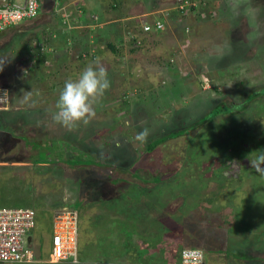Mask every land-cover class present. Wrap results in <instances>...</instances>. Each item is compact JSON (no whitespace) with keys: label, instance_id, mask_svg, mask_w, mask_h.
<instances>
[{"label":"rangeland","instance_id":"rangeland-1","mask_svg":"<svg viewBox=\"0 0 264 264\" xmlns=\"http://www.w3.org/2000/svg\"><path fill=\"white\" fill-rule=\"evenodd\" d=\"M188 1L197 7L180 13L182 0H59L64 11L0 35L9 59L0 104L13 111L0 109V159L31 156L8 138L25 134L42 162L40 174L0 167V206L37 213L30 264L47 261L53 212L64 209L80 215V264H178L183 245L171 238L187 226L195 245L208 242L205 264H264V176L250 165L264 150V0H225L226 11L217 0ZM157 19L164 28L145 34ZM97 57L111 87L95 118L72 130L56 124L65 81ZM245 102L211 118L217 105Z\"/></svg>","mask_w":264,"mask_h":264},{"label":"built area","instance_id":"built-area-1","mask_svg":"<svg viewBox=\"0 0 264 264\" xmlns=\"http://www.w3.org/2000/svg\"><path fill=\"white\" fill-rule=\"evenodd\" d=\"M44 1V0H42ZM54 1L56 13L64 11ZM41 12V0H0V34L32 20ZM65 16V15H63ZM162 30L164 24L156 21L154 27ZM152 26L144 27L150 32ZM37 226V213L33 208L0 207V263L30 264L36 261L30 247V234ZM80 216L75 209L56 211L53 215V237L51 252L46 263L79 264ZM32 245V243H31ZM180 264H205V253L201 249L185 248L181 252Z\"/></svg>","mask_w":264,"mask_h":264},{"label":"clouds","instance_id":"clouds-1","mask_svg":"<svg viewBox=\"0 0 264 264\" xmlns=\"http://www.w3.org/2000/svg\"><path fill=\"white\" fill-rule=\"evenodd\" d=\"M156 21H161V20L157 19L152 22L151 25L152 30L150 31L151 33L161 31L153 28L154 23ZM10 29H12V27L9 28L8 30ZM144 33L147 34V32L145 31ZM136 41L138 42V46L139 45L142 46V44H144L141 43L143 41L140 40V37L136 36ZM134 48H136V46ZM7 62H9V59L0 58V71H3V68ZM135 71L137 72L140 71L139 66H137V69ZM110 87H111V81L109 79L108 70L102 63L101 58L97 57L95 58L94 61L89 63L80 72L77 79L75 80L68 79L65 81L64 86L62 90L59 92L58 99L55 103L56 111L51 116L52 121L69 130L78 127L81 123H83L84 125H88L90 121L94 119L96 116V106L104 97L106 91L110 89ZM6 94L7 93H4L3 95ZM32 95L33 94L31 91L25 92L22 95V99L27 101L32 97ZM34 103L35 102H33V104ZM125 124L127 126V122H125ZM150 135H151L150 130L147 127H145L143 128L142 131L138 132L135 135L134 139L140 143H147L148 137ZM257 152L258 155L256 156L255 159L250 161V165L251 168H254L259 175L264 176V150H259ZM230 163L238 164L239 162L231 161ZM14 208H21V207H14ZM36 228L33 231H35ZM33 231L30 234V238L33 237L32 235ZM52 237H53V232H52ZM46 258L48 259V256H46ZM42 262L45 261H41V263ZM180 262H181V256H180Z\"/></svg>","mask_w":264,"mask_h":264},{"label":"crops","instance_id":"crops-1","mask_svg":"<svg viewBox=\"0 0 264 264\" xmlns=\"http://www.w3.org/2000/svg\"><path fill=\"white\" fill-rule=\"evenodd\" d=\"M217 4H219V5H221L222 6V8H221V11H226V9H227V5L228 4H225V3H227L225 0H217V2H216ZM244 5H246V3L244 4ZM248 6V5H247ZM217 10V9H216ZM129 38H131L132 40L133 39H136V36H134V35H129ZM121 41H123L124 42V40L122 39V40H120L119 42H121ZM109 43H112V42H109ZM94 52H96L97 53V49H95V51ZM95 55V54H94ZM95 56H97V55H95ZM80 57V59L82 58V56H79ZM9 99V98H8ZM11 105V104H10ZM10 105L9 106H6L7 108H5V107H3L4 106V104L2 103V104H0V109H5L6 110V112H3L4 114H7V116H10V114H11V112H13L12 110H10L9 109V107H10ZM4 110V111H5ZM20 113V112H19ZM12 114H14V115H16L15 113H12ZM12 118H16V116H14V117H12ZM6 121H11L12 122V119H10L9 117H7L6 119H5ZM17 121V120H16ZM24 121H25V123H26V119H24V120H22V119H19V122H23L24 123ZM11 122H9L8 123V126H3V127H7V128H9L10 126L9 125H11ZM14 122V121H13ZM12 124H14V123H12ZM13 126H18V127H16V128H19V125H16V124H14ZM0 127H2V125L0 126ZM11 128V127H10ZM6 132H4V133H2V137H1V139H0V141H2V143H3V139L5 138V137H3V134H5ZM30 136H32V138H31V140H34V138H35V140L36 141H38V139L36 138V137H34V136H36L35 135V133H32L31 131H29V138H30ZM9 139L11 138V139H13V140H15V141H24L25 143H26V145L31 149V150H33V151H31L30 152V154H31V156L30 155H26V156H23L22 158L20 157L19 159H16L15 158V160L14 159H11V158H9V159H0V167H3L2 165H8V166H4V168H6V167H8V168H10V169H23V170H26V169H30V170H33L32 172H34V170H35V173H39L40 171H39V168H42L41 166H39V164L40 163H42V162H36V163H34L32 160L34 159L33 158V156L34 155H36V153L38 152V150L33 146V145H31V142L28 140V137L24 134V135H21L20 137L19 136H10V137H8ZM2 143H0V145H2ZM18 147V146H17ZM1 149H2V146H1ZM36 149V150H35ZM37 161V160H36ZM11 163V164H10ZM19 163H21V165H18ZM2 164V165H1ZM12 164H17V165H12ZM45 166V165H44ZM41 170V169H40ZM34 173V174H35ZM40 174V173H39ZM33 175V174H32ZM31 177V176H30ZM14 178V177H13ZM24 178H26V176H24ZM29 178V177H28ZM28 178H27V180H28ZM13 180V179H12ZM12 182H15L14 180L12 181ZM18 183L21 185V183H22V181L20 180V181H18ZM0 207H2V206H0ZM53 211H54V209H53ZM53 214H54V212H53ZM180 222L181 221H183V219H180L179 220ZM181 224H183V222L182 223H179V224H177V228L176 229H178L179 227L178 226H180ZM185 230L183 231V230H181V229H178L177 231L173 228V230H175V232H178L179 231V233H184V237H183V239H173V238H171V244H172V246H175V247H177V246H179V245H181V243H182V247H183V249H185V248H196V249H201V250H203V251H205L204 250V248H209V246H208V242H205L204 241V238L203 239H199L200 241L195 245V242L196 241H194L193 239H191V238H188V226L187 227H185L184 228ZM196 232V231H195ZM197 240V239H196ZM216 244V243H215ZM210 247H212V248H219L218 246H214V245H211ZM178 264H180V256H179V258H178Z\"/></svg>","mask_w":264,"mask_h":264},{"label":"trees","instance_id":"trees-1","mask_svg":"<svg viewBox=\"0 0 264 264\" xmlns=\"http://www.w3.org/2000/svg\"><path fill=\"white\" fill-rule=\"evenodd\" d=\"M120 1H122V0H120ZM184 2V5H185V7L183 8V9H179V11L178 12H180V13H186L187 11L189 12V11H192L194 8H196L197 7V5H195V4H189V1L188 0H184L183 1ZM44 10H49V11H52V12H54L55 13V10H54V1L53 0H44V1H42L41 0V12H40V14H39V16L37 17V18H35V19H32V20H28V22H34V21H36L40 16H41V14H43V12L45 13V11ZM27 22V23H28ZM152 24H150V26H151ZM21 25H19V26H17V28L18 27H20ZM147 34H151V32H147ZM140 40L141 41H143V42H141V43H144V41H145V39L143 40V38H140ZM133 43L134 44H138V42L136 41V39H133ZM109 45V48H111V50L114 52V53H116V54H118L119 53V51H118V49H117V47H116V45H114L113 43H109L108 44ZM137 48V47H136ZM256 96V95H255ZM254 96V97H255ZM253 97V98H254ZM246 104H247V102H245L244 104H240L239 106L238 105H230V104H220V105H217L218 107L216 108V110H213V115H212V119L214 118V117H218V116H221V115H228V114H232V113H235V112H241V111H237L236 109L237 108H245L246 107ZM237 106V107H236ZM232 108L234 109L235 108V110H232ZM203 121H205V120H203ZM201 123H203L202 121H199V122H197L195 125H193V126H197V125H199V124H201ZM190 129H192V127H189ZM163 141V138H161V141H159L158 143H155V144H157V145H155V146H158V145H160V143ZM165 141V140H164ZM108 168V167H107ZM120 170H122L121 168H119ZM105 170V169H104ZM107 170V169H106ZM109 179V178H108ZM116 181H118V182H122L123 180H116ZM105 182V181H104ZM80 232H81V227H80ZM51 242H52V240H51ZM78 243H79V245L81 244L80 243V236H79V240H78ZM89 244V241L88 240H86V245H88ZM51 245H52V243H51ZM80 247H81V245H80ZM82 248L83 247H81V249H80V253L81 254H83V251H82ZM85 254V253H84ZM81 256V255H80ZM181 256V255H180ZM245 258V256H243L242 257V259H244ZM42 264H46V262H42ZM47 264H50V263H47ZM57 264H71V263H57ZM80 264V263H79Z\"/></svg>","mask_w":264,"mask_h":264}]
</instances>
